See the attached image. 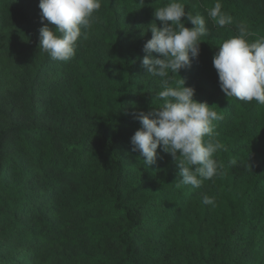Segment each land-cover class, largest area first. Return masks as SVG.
I'll list each match as a JSON object with an SVG mask.
<instances>
[{"label":"trees","instance_id":"1","mask_svg":"<svg viewBox=\"0 0 264 264\" xmlns=\"http://www.w3.org/2000/svg\"><path fill=\"white\" fill-rule=\"evenodd\" d=\"M169 2L101 0L94 23L111 24L105 40L118 73H105L102 87L85 82L91 116L85 127L26 119L0 126V264L42 257L51 264H264V105L227 97L213 66L219 46L238 35L241 22L248 42L264 36V0H219L233 20L222 28L207 14L217 0H179L186 12L205 18L207 32L195 65L192 60L179 74L170 72L168 86L182 78L195 100L222 116L204 139L222 146L214 159L223 167L199 188L180 184L179 161L162 148L146 166L130 143L141 127L134 114L161 107L156 93L164 85L151 87L146 55L129 50L126 41L145 19L163 27L154 12ZM0 7V28L10 20L29 32L24 5L0 0ZM182 23L194 27L186 17ZM35 41L39 45V36ZM197 66L208 72L199 83L192 81ZM45 67V60L38 63L33 84ZM55 194L66 213L80 215L76 228L66 231L59 222ZM205 195L214 205L203 203Z\"/></svg>","mask_w":264,"mask_h":264},{"label":"clouds","instance_id":"2","mask_svg":"<svg viewBox=\"0 0 264 264\" xmlns=\"http://www.w3.org/2000/svg\"><path fill=\"white\" fill-rule=\"evenodd\" d=\"M39 8L41 22L46 20L56 26L53 29L46 24L39 29V50L53 60L68 61L75 56L77 41L87 38L82 28L89 29L95 22L101 0H40ZM221 9L217 0L207 14L222 28L233 20ZM154 17L163 27H158L155 21L149 25L152 38L144 45L147 55L142 64L148 75L162 79L164 88L156 93V98L163 104L152 113L134 114L141 127L131 137L132 151L139 152L148 166L156 162L157 149L162 148L179 161L180 184L199 188L203 179H213L223 167L214 159L222 146L211 138L204 139L211 137L213 121L222 116L207 102L195 100V89L186 87L182 78L175 88L168 86V81L169 72L179 74L193 59H198L200 38L207 32L206 21L201 15L186 12L179 0H170L165 6L155 8ZM183 17L194 27H186ZM237 30L238 35L222 42L213 57L219 86L227 97L243 102L255 100L264 105V36L248 42L247 26L241 22ZM153 52L159 58H152ZM203 203L214 205V200L205 195Z\"/></svg>","mask_w":264,"mask_h":264},{"label":"rangeland","instance_id":"3","mask_svg":"<svg viewBox=\"0 0 264 264\" xmlns=\"http://www.w3.org/2000/svg\"><path fill=\"white\" fill-rule=\"evenodd\" d=\"M15 2L29 10L31 20L25 24L29 30L27 34L19 32L10 20L0 28V126L13 119H26L85 127L91 117L84 93L85 82L88 80L102 87L105 73H118L116 58L105 40L106 35L112 31L111 24L100 19L89 29L82 28V33L86 31L87 38L77 41L75 56L68 61H57L39 50L35 41L41 27L46 24L53 26L46 20L41 22L40 0ZM141 16L140 14L139 17ZM153 21L143 20L141 28L128 36L126 47L129 50L147 55L144 45L151 36L148 29ZM151 56L159 58V54L155 52ZM42 60L46 61L47 67L33 84L36 66ZM193 61L195 65L196 61ZM143 72L144 78L154 90L163 84L161 78L148 75L145 68ZM207 77L208 72L197 66L192 81L199 83ZM51 199H54V204H59L57 218L63 228L66 231L76 228L80 224V215L66 213L65 202L59 200L57 194ZM44 200L47 201L48 196ZM32 264L51 263L42 257Z\"/></svg>","mask_w":264,"mask_h":264}]
</instances>
